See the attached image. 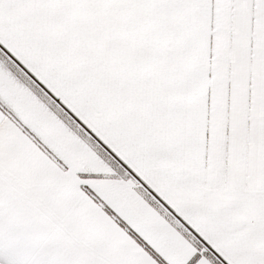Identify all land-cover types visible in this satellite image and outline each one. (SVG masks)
Listing matches in <instances>:
<instances>
[{"label":"snow or ice","instance_id":"6c2138e0","mask_svg":"<svg viewBox=\"0 0 264 264\" xmlns=\"http://www.w3.org/2000/svg\"><path fill=\"white\" fill-rule=\"evenodd\" d=\"M205 261L264 264V0H0V264Z\"/></svg>","mask_w":264,"mask_h":264},{"label":"crops","instance_id":"0c3cea01","mask_svg":"<svg viewBox=\"0 0 264 264\" xmlns=\"http://www.w3.org/2000/svg\"><path fill=\"white\" fill-rule=\"evenodd\" d=\"M45 143H49L50 146L53 148L54 151H57V146L58 145V142H50L47 138V136H45ZM205 264H207V262L205 261Z\"/></svg>","mask_w":264,"mask_h":264},{"label":"rangeland","instance_id":"374dc122","mask_svg":"<svg viewBox=\"0 0 264 264\" xmlns=\"http://www.w3.org/2000/svg\"><path fill=\"white\" fill-rule=\"evenodd\" d=\"M57 146V148H58V145H56ZM58 150V149H57Z\"/></svg>","mask_w":264,"mask_h":264}]
</instances>
